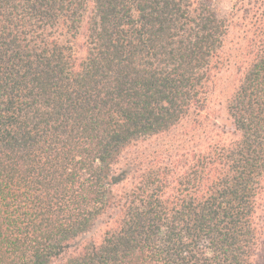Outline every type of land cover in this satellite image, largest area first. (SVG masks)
Returning <instances> with one entry per match:
<instances>
[{
  "label": "trees",
  "instance_id": "16d2710c",
  "mask_svg": "<svg viewBox=\"0 0 264 264\" xmlns=\"http://www.w3.org/2000/svg\"><path fill=\"white\" fill-rule=\"evenodd\" d=\"M229 16L0 0V264H264V0Z\"/></svg>",
  "mask_w": 264,
  "mask_h": 264
},
{
  "label": "rangeland",
  "instance_id": "374dc122",
  "mask_svg": "<svg viewBox=\"0 0 264 264\" xmlns=\"http://www.w3.org/2000/svg\"><path fill=\"white\" fill-rule=\"evenodd\" d=\"M222 18H229L233 8V4L236 0H206ZM222 124L225 125L226 129L232 130V125L225 119Z\"/></svg>",
  "mask_w": 264,
  "mask_h": 264
}]
</instances>
